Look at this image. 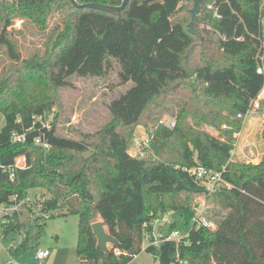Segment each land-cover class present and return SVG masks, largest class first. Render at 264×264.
<instances>
[{"label":"trees","instance_id":"trees-1","mask_svg":"<svg viewBox=\"0 0 264 264\" xmlns=\"http://www.w3.org/2000/svg\"><path fill=\"white\" fill-rule=\"evenodd\" d=\"M193 7L194 0H130L111 14L78 9L71 0H0V48L12 61L0 80V203L31 190L50 196L4 227L3 237L24 235L10 253L35 251L49 218L75 215L82 264H131L143 251L144 225L172 211L170 230L182 231L181 223L189 236L147 248L159 264H224L233 256L236 264H264V244L260 254L253 243L264 238V220L252 222V205L264 206V157L246 164L231 155L234 134L243 127L238 116L264 87L256 60L264 52V0H207L195 24L198 36L188 30ZM14 19L46 35L42 54L22 59L9 38ZM113 61L121 83L133 86L108 105L112 120L93 141L81 133L58 134L59 112L49 116L59 90L74 76L103 77ZM169 101L180 108L174 128L161 123ZM139 126L153 128L147 158L129 154ZM21 156L28 168L17 170L12 182L1 167ZM199 166L222 173L231 188L209 195L186 171ZM202 196L212 205L206 215L215 230H190ZM97 221L117 240L109 253L97 249Z\"/></svg>","mask_w":264,"mask_h":264},{"label":"rangeland","instance_id":"rangeland-1","mask_svg":"<svg viewBox=\"0 0 264 264\" xmlns=\"http://www.w3.org/2000/svg\"><path fill=\"white\" fill-rule=\"evenodd\" d=\"M13 2L14 0H8ZM58 20L55 15L50 20L53 25ZM12 26L8 28L9 38L16 43L17 48L21 52L22 59L31 58L35 54H42L45 50L46 35L38 30V28L29 21L22 19H14ZM12 61L5 53V49L0 48V80L11 70ZM120 68L113 61V67L103 77H78L74 76L70 79L68 87L59 90V102L52 110L49 121L53 120L55 113L59 112L60 120L57 125V132L63 136L80 137V133L89 136V140H95L93 136L101 130L111 120V114L108 109L110 102L125 94L132 88L133 83L122 84L119 78ZM264 98V97H263ZM264 100V99H262ZM167 110L163 120L167 122L176 121L180 108L173 101L167 103ZM245 120V119H244ZM243 120L242 130L239 132L241 136L238 140L234 138L233 151L231 153L232 160L238 163L259 164L264 157V119L258 116H250ZM4 126V119L0 121V129ZM224 128V126H223ZM153 130L150 126L146 128L139 126L135 131V136H145ZM206 130L214 135L219 136L216 129L207 127ZM130 154H134L131 148ZM150 154L146 151V156ZM31 199V206L35 202L50 198L43 190H31L28 196ZM197 203H205L208 212L212 205L207 204L204 196L195 200ZM252 216V222L255 224L264 220V206L255 203ZM29 206H25V211L21 217H26ZM168 213L174 214L172 211ZM211 213V212H210ZM174 217V215H172ZM98 222V221H97ZM180 229L184 232L185 227L180 223ZM3 231V230H1ZM79 231V217L75 215L61 216L49 218L46 222L45 234L40 240L39 247L49 249L52 252V258L40 262L35 257V252L20 253L13 251L11 248H17L21 243L24 235L10 233L7 237L0 236V263H6L11 259L18 260L21 264H81L80 257L77 254V242ZM2 233V232H1ZM263 234L261 239L254 240V244L260 247L261 254L262 244H264ZM261 244V245H260ZM112 245L109 244V248ZM144 247V245H143ZM145 248V247H144ZM238 259L232 257L225 261L224 264H236ZM131 264H159L154 255L143 250Z\"/></svg>","mask_w":264,"mask_h":264},{"label":"built area","instance_id":"built-area-1","mask_svg":"<svg viewBox=\"0 0 264 264\" xmlns=\"http://www.w3.org/2000/svg\"><path fill=\"white\" fill-rule=\"evenodd\" d=\"M257 60V73L264 78V52H259L256 57ZM264 97V87L259 94V96L253 100L246 111L245 114H240L238 117L242 120H246L250 116H258L259 118L264 119V111H260V104ZM244 120V121H245ZM162 124H166L171 128L176 126L174 121L167 122L161 121ZM226 129L227 126L224 125ZM241 136V133H235L234 138L238 140ZM14 139L17 141H21L24 139L23 136L14 135ZM150 135L146 134L145 136H135L132 142V150L134 154H130L135 158H144L146 155V151L150 148ZM37 143H41V140H37ZM46 148H49L48 145H45ZM233 151V150H232ZM232 153V152H231ZM3 173H7L9 175V179L14 182L16 178L17 170H25L28 168L27 159L25 156H21L16 159L15 164L12 167H1ZM186 171L193 176L197 183L204 188H206L209 195L214 194L222 187L231 188V185L225 182L222 177V173H216L210 170H207L204 167H194L191 169H186ZM31 199L29 197L20 199L18 196H14L11 198L10 203L1 204L0 203V236L2 235V231L5 226H7L10 222L13 221L15 216L22 215L25 211V206H30ZM195 215L191 220V229L190 230H199L201 228H207L211 230L216 229V224L212 220H210L206 213L207 208L205 203H197L194 207ZM172 213L160 214L157 218L147 222L144 225L145 228V238H144V247L143 250L147 248H160V246L165 242H180L182 239H185L189 236L188 232H182L178 229L170 230L171 225L174 220L172 217ZM35 257L38 261L43 262L47 260L51 251L43 250L41 248L35 249ZM117 255H121V252H116ZM137 257V256H136ZM135 257V258H136ZM0 264H20L15 259H11L6 263Z\"/></svg>","mask_w":264,"mask_h":264},{"label":"water","instance_id":"water-1","mask_svg":"<svg viewBox=\"0 0 264 264\" xmlns=\"http://www.w3.org/2000/svg\"><path fill=\"white\" fill-rule=\"evenodd\" d=\"M130 0H118L113 2L111 5L107 4H99V3H88L80 5L76 2V0H71V6H74L78 9H93L98 11H103L111 14H119L120 12L124 11L127 4ZM207 0H194V7L190 11L191 14V22L188 25V30L191 34L198 36V32L195 28V24L197 18L201 12L203 5L206 3ZM93 233L97 238V249L109 253V244L114 245L117 243V240L112 237L105 229L103 221L95 222L92 225Z\"/></svg>","mask_w":264,"mask_h":264},{"label":"crops","instance_id":"crops-1","mask_svg":"<svg viewBox=\"0 0 264 264\" xmlns=\"http://www.w3.org/2000/svg\"><path fill=\"white\" fill-rule=\"evenodd\" d=\"M42 249V248H41ZM43 250H49V249H43ZM49 251H51V250H49ZM52 258V252H51V255H50V257L47 259V260H50ZM81 260V259H80ZM17 262H19L18 260H16ZM21 264V263H20ZM81 264H82V262H81Z\"/></svg>","mask_w":264,"mask_h":264}]
</instances>
